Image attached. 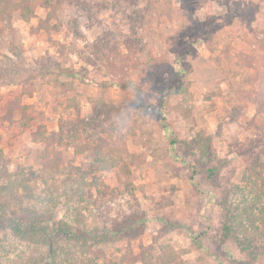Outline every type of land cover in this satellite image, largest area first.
<instances>
[{
    "label": "rangeland",
    "instance_id": "obj_1",
    "mask_svg": "<svg viewBox=\"0 0 264 264\" xmlns=\"http://www.w3.org/2000/svg\"><path fill=\"white\" fill-rule=\"evenodd\" d=\"M16 2L10 0L11 17L1 23L0 64L14 67L0 87V106L30 89L20 102L31 106L32 120L24 123L20 111L2 120L0 108V185L16 173L29 190H0V202L18 214H44L50 230L63 220L100 234L85 254L58 234L61 246L76 251V264H142L130 258L140 251L149 264H264V211L257 210L264 208V192L257 190L260 180L245 175L256 163L264 178V109L253 102L264 90L258 80L264 0H61L54 1L55 12L36 6L29 20L12 9ZM78 117L102 124L82 133L79 144L97 136L107 142L105 167L91 165L86 151L62 154L81 170L94 168L85 178L87 209L65 193L77 177L63 181L68 170L44 174L43 144L31 140L38 125L49 132L59 119ZM194 138L204 141L196 146ZM254 201L257 230L243 249L234 236L224 237L222 218ZM77 204L79 222L70 213ZM130 213L143 216L134 226L142 223L143 231L111 237L112 222ZM5 215L0 264L47 261V246L15 236Z\"/></svg>",
    "mask_w": 264,
    "mask_h": 264
},
{
    "label": "trees",
    "instance_id": "obj_2",
    "mask_svg": "<svg viewBox=\"0 0 264 264\" xmlns=\"http://www.w3.org/2000/svg\"><path fill=\"white\" fill-rule=\"evenodd\" d=\"M54 1L61 2V0H17L13 10H19V14L23 20H29L32 16H34V8L36 6L48 8L51 12H55L56 4L54 5ZM10 0H0V30L5 24H1L5 21V18L8 19L11 17V13L7 12L8 5ZM49 15L46 17L48 18ZM41 26L39 25L38 28ZM7 64H0V87L7 84L10 80L5 81L4 79L8 77L10 69L14 67L13 63L10 64L8 61ZM258 77L259 85L261 88L264 85V71ZM62 84H65L64 82ZM32 94L30 89L22 90L18 95L15 96L13 99H9L4 104L0 106L1 108V119L2 120H11L13 114L17 111L21 112V120L24 123L30 122L32 116L26 113V109L31 107L30 105H25L20 102V96L22 94ZM257 98H253V102L257 107V111H263L264 109V90L261 89L257 93ZM72 98L65 101L64 108L68 109L71 106ZM106 105V104H105ZM108 105H106L107 107ZM75 110L78 111V106H73ZM107 113L106 110H101V114ZM100 114V115H101ZM100 118H98L99 120ZM97 118H75L71 120H64L59 119V124L57 130H52L49 132H45L46 130L43 129V126L38 125L37 129L31 134V140L36 143H42L43 149L40 151L41 158V171L44 174H58L63 172L64 170H68V174L64 178L63 181L72 180V175H75L78 179L76 185L74 183L66 189L65 193L68 195L69 199L76 201L79 203L80 201H84V205L82 206L83 209L88 208V199L90 198L91 191L87 187L91 185L85 179L87 175L91 173L94 169L92 168L90 171L81 170L80 167L73 166L71 162L66 163L62 154L64 151L69 149H73L74 153H83L87 152L89 157H94V160H91V165L96 166L97 162H101L103 167L106 166L107 157L103 154L105 146L107 142L101 136H97L98 139L94 140L95 143H82L81 142L82 133L86 132L90 127L100 126L102 124L96 123ZM100 122V121H99ZM102 128V127H101ZM104 129V128H103ZM92 136V135H91ZM90 136V137H91ZM204 141L203 138H194L193 144L195 143L196 146H200V142ZM88 142V141H87ZM200 148V147H198ZM122 152L128 155L127 151L123 148ZM122 162V167L126 168L127 170V160L120 156L119 159ZM119 163L117 160H114L112 164ZM92 166V167H93ZM256 163H251L246 168L245 175L249 178L254 179L255 182L257 180L261 181V184H257V190L264 192V178L261 174V171L255 172ZM207 177L210 178V175L214 172V168H207ZM7 173V172H6ZM53 176V175H52ZM51 176V178H53ZM95 180V178H93ZM29 183L22 179L20 175H16V173H7V177L5 183L0 185V190H10L11 193H16L17 190L20 188L23 190H29ZM104 186V185H103ZM87 189V190H86ZM102 189V188H101ZM89 195H87V194ZM97 193L104 194L105 191L100 188L97 189ZM259 195V194H258ZM257 195V196H258ZM74 204V203H72ZM255 201L250 203L249 206L242 210L241 214H235V211H230L229 209L223 214L221 229L222 234L224 237H233L235 238L236 242L240 245H243L247 248L248 246L252 245V229L257 230V227L253 225V222L256 218L253 214V208H256ZM48 210V208H46ZM78 204L76 206H72L71 212L73 214V219L75 222H79L81 212L79 210ZM46 210V211H47ZM258 213L263 212L264 208L259 207L257 208ZM5 214L10 215L7 217ZM71 214V215H72ZM5 215V227L9 228V230L17 237H19L24 242L28 243H40L41 245L47 246L45 250V257L42 256L43 260H47L42 264H76L74 262V254L76 251H72L69 249L67 251L64 246H61L59 243L60 236L58 234L63 235L64 239L67 242H73L72 245L78 247V252L80 254H85L89 251L92 244H88L90 239L93 240V243L99 242L102 240L100 234L87 232L85 230L75 229L72 228L71 225L66 221H58L56 226L50 230L46 221V218L43 217L44 214H40L37 211L27 212L26 214H18L17 211L11 210L8 206L6 201L0 202V216ZM143 220V216L130 213L124 216L121 221H114L112 222L110 236L116 239H120L125 235H128L129 230L133 232L132 236L135 235L137 232H142L144 227L143 224H139L136 226L137 229H134V226L137 223ZM243 221L248 222L249 224L246 225ZM254 227V228H253ZM108 231V230H107ZM109 233V231H108ZM238 233L242 234V238H238L235 235H239ZM235 234V235H234ZM108 235V234H107ZM256 245V244H255ZM124 258V256H123ZM132 259L131 262L139 261L142 264H149L151 260L146 258L142 251L136 254H131ZM36 264L35 261L32 262ZM87 264H90L89 262ZM94 264V263H93ZM112 264H118L117 262H112Z\"/></svg>",
    "mask_w": 264,
    "mask_h": 264
}]
</instances>
